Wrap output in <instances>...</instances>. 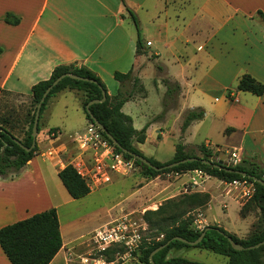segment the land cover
Wrapping results in <instances>:
<instances>
[{
  "label": "crops",
  "instance_id": "crops-1",
  "mask_svg": "<svg viewBox=\"0 0 264 264\" xmlns=\"http://www.w3.org/2000/svg\"><path fill=\"white\" fill-rule=\"evenodd\" d=\"M126 2L137 17L138 27L121 0H0L3 50L0 88L30 102L33 86L50 78L56 66L79 63L93 70L105 83L108 93L115 95L120 89L115 73L135 71L139 65V87L122 110L132 117L136 129L149 124L146 140L135 143L144 155L148 153L149 158L155 159L148 143L156 136V145L163 147L167 136L174 133V126L168 121L171 115L173 125L179 124L180 134L167 141V146L173 149L171 156L155 160L170 161L177 143L182 141L187 151L204 144L215 155L218 152L227 157L229 151L238 149L243 159H255L264 169V94L258 96L237 89L244 74L264 83V0ZM8 13L20 18V22H6ZM139 36L143 53L137 48ZM148 41L152 42L150 46ZM165 79L179 83L181 93L177 107L157 118L164 111ZM147 81L157 85L161 93V107L155 114L138 109L149 97ZM72 91L79 98V107L75 110L82 117L76 113L77 122L72 124L74 121L67 114V123L73 125L69 130L50 126L48 119L62 98ZM195 108L203 109L204 116L194 120L183 133L186 114ZM88 124L79 91L66 89L52 96L42 112L37 143L40 149L42 146L56 149L60 155L38 154L20 174L0 177V228L51 208L57 209L63 246L50 264H94L82 260L92 250L91 237L86 240L85 234H78L76 221L64 222L61 218L65 206L91 193L74 199L59 177L64 168L60 163L62 154L76 151L72 135ZM51 128L56 130L50 133ZM168 174L174 180L167 184L161 179L162 174L155 177L143 174V184L138 190L139 194L145 193L142 203L162 196L168 188L183 189L182 192L189 194L207 193L210 202L206 211L219 226L243 238L240 227L242 222H248L249 212L243 216L241 211L250 199L243 198L241 189L213 176L203 185L194 186L191 183L194 170ZM212 179L214 183H210ZM155 184L159 186L154 188ZM217 206L222 209L221 216L215 214ZM116 207L109 210L110 220L94 231L128 210L130 203ZM0 264H12L1 245Z\"/></svg>",
  "mask_w": 264,
  "mask_h": 264
},
{
  "label": "trees",
  "instance_id": "trees-1",
  "mask_svg": "<svg viewBox=\"0 0 264 264\" xmlns=\"http://www.w3.org/2000/svg\"><path fill=\"white\" fill-rule=\"evenodd\" d=\"M121 1L138 27V20L133 10L129 7L126 0ZM6 22L18 24L20 18L8 13ZM137 48L139 53L145 52L143 51V42L140 36L137 39ZM2 51L3 50L0 47V54ZM66 72L75 73L93 79L95 82L76 80L70 77L63 79L47 96L46 101L42 106L41 116L48 100L52 96L66 89H71L84 93L82 106L89 123H94L92 116L86 109V104L93 99H101L104 91L106 93V100L91 105V112L93 116L106 127L108 132L113 135L121 147L115 145L106 133L101 130L102 134L118 152L123 153L127 158L133 159L136 166L145 176L155 177L163 173L171 172L182 174L195 169H203L211 176L225 182L230 183L235 180H247L255 186L254 195L243 206L241 213L245 216L247 212L250 211L249 209L247 211V208L250 206L254 209H258L261 214V222L258 225V228L248 237L241 238L217 224L207 225L202 230L196 229L193 227L196 217L182 219L178 224L166 228L161 227L160 221H152V219H149L152 226L157 225V229L164 231V237L160 241L144 243L139 254V260L142 263L152 264L150 261L151 253L161 245L170 241L165 248L161 249L154 255V261L156 264H179L185 262L199 263L197 261H190L181 256L167 257L172 249H182L185 247L206 249L215 254L226 256L229 258V264H264V245L259 248L236 250L227 237V235L232 237L234 241L246 247L255 245L264 240V186L253 179V177H257L264 180V169L262 164L255 159H243L238 165L226 164L234 170L247 172L248 175L243 176L238 172H230L204 163L202 159L217 162L215 159V153L204 144L199 147L200 154H196L187 151L186 146L182 141L177 143L176 153L168 162L162 163L145 156L135 143H143L146 140V132L149 124H146L141 130L136 129L132 117L124 113L122 110L124 104L133 97L135 90L139 87L140 79L139 77L134 76L133 69L127 73H115L116 80L120 82V89L117 94L110 95L102 79L87 66L79 63L58 65L54 68L50 78L40 81L33 86L31 100L30 102H26L27 106L25 111L21 110L23 108L18 109L14 106L9 108L6 107L4 110L1 105V97L15 94L0 88L1 178H12L20 174L25 169L28 162L39 154L38 144H36L31 151H27L16 140L21 141L27 147L32 146L33 126L38 103L47 87H49L56 78ZM164 83L167 88L163 99L164 111L157 118L164 117L167 110L177 107L178 96L181 93V86L179 83L170 81L169 79H165ZM237 89L261 96L264 94V83L258 81L250 74H244L238 82ZM22 111H24V113H22ZM204 113L205 111L201 108L189 110L183 123L182 132L185 133L187 127L194 120L202 119ZM16 130H20L23 137L19 136V134L15 132ZM55 130V128H51L50 133ZM40 131L41 125L39 123L38 133ZM122 148L127 149L131 153L146 157L152 162V164L162 169L156 170L149 167L134 156L125 153ZM188 157H197L198 160L181 163L174 167H165L170 163ZM59 177L74 199L84 198L90 194L91 188L73 166L67 165L61 169ZM187 198L197 200L198 203H200L198 206H200L208 203L210 195L207 193L195 192L188 193ZM165 202L166 203L162 204L157 210L146 211V215H157L162 213L164 205L174 202V198L168 199ZM162 220L165 219L162 218ZM208 226L212 228L207 230L206 235L197 245H190L179 239H175V237H182L189 241H195ZM0 245L12 264H50L63 246V237L57 209L51 208L39 212L26 219L0 228Z\"/></svg>",
  "mask_w": 264,
  "mask_h": 264
},
{
  "label": "rangeland",
  "instance_id": "rangeland-1",
  "mask_svg": "<svg viewBox=\"0 0 264 264\" xmlns=\"http://www.w3.org/2000/svg\"><path fill=\"white\" fill-rule=\"evenodd\" d=\"M138 69L139 65L136 66L134 76L138 75ZM146 87L149 90V97L147 99V102L141 104L138 109L146 113L155 114L159 111V108L161 107V93L157 91V85H155L151 81L146 82ZM80 94L81 98L83 99L84 93L80 92ZM1 105L4 110L6 109V107L9 108L11 106H14L18 109L23 108L21 110L24 111L27 106L26 102H24V98L16 95H5L1 97ZM64 105H66L67 107H64ZM77 107H79V98L77 97L75 92H68L66 96L62 98L61 104L58 105V107H56V109L54 110L53 116L48 119V124L50 126H61L63 129L69 130L73 127L72 124L77 122L78 116L80 115V117H82V115L75 110ZM24 111H22V113H24ZM76 113H78L79 115H76ZM67 114H69L70 119L74 121L72 122V124L67 123V121L69 120ZM154 119L156 120L154 122H158L156 118ZM168 121L170 125L174 126V133L172 135L167 136L166 142H164L165 145L163 147H161L160 145H156V136L155 140H152V142L148 143L149 150H152L155 154L153 156V158L155 159H166L170 157L173 153V149L172 147L167 146V141L170 142L173 138H175V135L178 136L180 134L179 124L173 125V119L171 115L168 116ZM15 132L19 134V136L23 137V134L20 130H16ZM48 150L49 147L42 146L41 149L39 148L38 152L39 154H42L43 152ZM189 152L200 154V151L197 148H190ZM74 153L71 154L65 152L62 154V158L65 164L68 163L71 158V155H74ZM145 155L151 157L148 153H146ZM39 159L41 158L39 157ZM215 159L217 161L223 160L225 164L228 163V157L224 153L217 152V154L215 155ZM143 178V173L138 167L133 170L131 174L126 176L120 174H113V180L110 184L100 188L93 187L91 188V194H88L89 196L87 195V198L77 200L75 204L65 206L61 210L62 221H76L78 227V234H85V239L87 240L88 237H92L91 235H93L94 228L99 227L104 224V222L110 220L109 210L111 208H113L114 206L116 207L123 204L127 205L130 203L129 209L115 216L114 219L126 213L132 214L133 217L139 223L146 225L145 237L151 238L152 242L157 241L156 239L159 236L161 239H163L164 231L157 229V225L152 226L149 219H152V221H160L161 227L166 228L178 224L179 221H181L182 219H186L188 217L194 218L197 217L200 213H202L203 218H205L202 222V225H219L217 223V220L212 218L209 212L206 211V208H208L209 203L198 206V204L200 203H198L197 200L188 199V193L186 194L182 192L183 189L182 191H180L179 189L168 188L166 189V192L162 194V196H157L154 199L147 200L145 204L142 203V198L145 193L139 194L138 190L143 184L141 182ZM161 179L164 180V183L166 184L170 180H174L173 176L168 173H163L161 175ZM184 179L187 180L188 177L185 176ZM212 182L214 183L215 179H212L210 181V183ZM158 186V184L153 185L154 188H157ZM171 198H174V202L167 205L165 204L162 213L157 215H146V211L157 210L162 204L166 203V200ZM117 209L118 208L116 207L113 213H115ZM248 209L250 210L248 213L249 220L245 224H243L242 222V226L240 227V234L243 238L248 237L253 231H255L261 222L260 211L258 209H254L251 206L247 208V211ZM222 213V209L217 206V208L215 209V214L217 216H221ZM162 218H164L165 220H162ZM197 225L198 224L194 222L193 227L198 229ZM90 243L91 248L93 249V241H91ZM174 256H181L190 261H197L202 264H229L228 257L215 254L209 250L200 248L185 247L182 249H172L168 253L167 257L170 258ZM107 258L108 260H115L117 258V255L112 253L108 255ZM138 260H129L125 263L121 261V264H133L136 261L138 262Z\"/></svg>",
  "mask_w": 264,
  "mask_h": 264
},
{
  "label": "built area",
  "instance_id": "built-area-1",
  "mask_svg": "<svg viewBox=\"0 0 264 264\" xmlns=\"http://www.w3.org/2000/svg\"><path fill=\"white\" fill-rule=\"evenodd\" d=\"M151 44V41L147 42L148 46ZM72 140L76 145V152L71 155L68 163L65 164L64 160L60 163L64 167L73 166L90 188L104 187L112 182L113 174L126 176L137 168L134 160L118 152L94 123H89L83 130L75 132ZM55 154L60 155V152L49 148L41 156L52 157ZM228 154L227 165H238L243 161L238 149L229 151ZM209 178L211 175L207 171L195 169L191 183L194 186H201ZM231 184L235 189L242 190V196L246 200L251 199L255 193L254 184L247 180H235ZM204 219L202 214L195 219L200 230L205 227L202 225ZM145 232L146 225L139 223L132 214H123L94 231L91 237L94 247L82 260L94 264H121L129 260H138L144 243H153L151 238L145 237ZM156 240L160 241V236ZM112 253L116 254L117 258L108 260V255Z\"/></svg>",
  "mask_w": 264,
  "mask_h": 264
},
{
  "label": "water",
  "instance_id": "water-1",
  "mask_svg": "<svg viewBox=\"0 0 264 264\" xmlns=\"http://www.w3.org/2000/svg\"><path fill=\"white\" fill-rule=\"evenodd\" d=\"M67 77H70L72 79H76V80H84V81H91V82H95V80L93 79H89L87 77H83V76H80V75H77L75 73H71V72H66V73H63L62 75H60L58 78H56L53 83L47 87V89L45 90L40 102L38 103V106H37V110H36V114H35V120H34V126H33V144L31 147H27L25 146L21 141L19 140H16L23 148H25L27 151H31L37 144V135H38V131H39V123H40V116H41V110H42V106L44 104V102L46 101V98L47 96L49 95V93L51 92V90L57 86L63 79L67 78ZM106 100V93L103 91V97L101 99H93L91 101H89L87 104H86V109L87 111L90 113V115L92 116L93 118V121H94V124H96L104 133H106V135L114 142L115 145L120 146V144L118 143V141L113 137L112 134H110L108 132V130L106 129V127L100 123V121H98L92 114L91 112V105L95 104V103H101V102H104ZM122 150L125 152V153H128L132 156H134L136 159H139L140 161H142L143 163H145L146 165H148L149 167H152L156 170H160L162 168L160 167H157L155 166L154 164H152L151 161H149L146 157L144 156H140L138 154H134V153H131L129 152L127 149H124L122 148ZM195 160H198L197 157H188V158H185V159H181L179 161H176V162H173V163H170L168 165H166L165 167H174V166H177L181 163H186V162H190V161H195ZM202 161L208 165H213L214 167L216 168H219V169H225L227 171H230V172H238L240 173L241 175L243 176H247V172L245 171H239V170H234L230 167H228L223 160H219L217 162H214L212 160H207V159H202ZM254 181L262 184L264 186V180L263 179H259L257 177H253ZM212 227L208 226L203 232L202 234L195 240V241H189L185 238H182V237H175V239H179L185 243H188L190 245H197L201 242V240L204 238V236L206 235V232L207 230L211 229ZM228 239L230 241V243L233 245V247L236 249V250H245V249H253V248H259L260 246L264 245V240L255 244V245H252V246H244L236 241H234V239L230 236H228ZM170 243L167 242L166 244H163L161 245L160 247H158L157 249H155L151 255H150V261L152 264H156L155 261H154V255L160 251L161 249L165 248L168 244ZM179 264H200V263H196V262H189V263H179Z\"/></svg>",
  "mask_w": 264,
  "mask_h": 264
}]
</instances>
